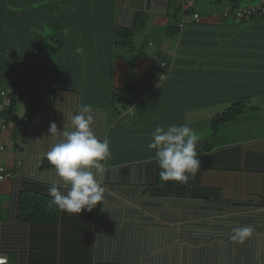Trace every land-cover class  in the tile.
Instances as JSON below:
<instances>
[{"label":"crops","instance_id":"obj_1","mask_svg":"<svg viewBox=\"0 0 264 264\" xmlns=\"http://www.w3.org/2000/svg\"><path fill=\"white\" fill-rule=\"evenodd\" d=\"M250 4L264 0H92L88 9L85 4L76 11L71 36L85 58L69 59L70 69L60 79L73 78L77 91L48 94L28 126L21 122L22 108L16 111L9 150L0 154L8 173L0 182V256L7 257L6 264H31L39 252L35 234L50 233L19 219L20 194L59 181L45 165L46 153L82 104L92 106L94 131L110 140L112 153L105 162L104 203L92 210L94 243L125 237L161 244L145 256L147 264H192L197 258L204 264H264V14L221 16L231 5ZM184 6L194 8L200 20L187 21L171 34L176 9L180 20ZM138 15H144L139 30L155 46L153 52L143 45L118 48L100 67L95 52L101 44L112 45L115 27H133ZM159 54L172 62L167 77L112 103L111 88L144 76ZM101 78L109 84L103 91ZM242 98L248 112L240 115L246 120L234 118L214 130L211 118ZM52 122L58 127L55 135L49 132ZM171 124H188L200 137V171L188 184L161 180L155 151L148 148L155 127ZM0 140L3 145V134ZM247 225L252 235L243 244L233 243L232 228Z\"/></svg>","mask_w":264,"mask_h":264},{"label":"trees","instance_id":"obj_2","mask_svg":"<svg viewBox=\"0 0 264 264\" xmlns=\"http://www.w3.org/2000/svg\"><path fill=\"white\" fill-rule=\"evenodd\" d=\"M85 4L86 9H88L92 4V0H0V81L9 80V78L17 81L21 76L23 77L22 82H18L20 85H14L8 93L5 90L6 94L0 98V102L4 100L3 104H5L3 108H0V139L3 129L7 128L9 120L20 108L23 112L21 122L28 126L33 116L40 111L48 94L60 93L62 90L77 91L75 89L77 88L76 83L73 82L74 79L72 78L76 76L73 74L77 70L75 67L70 74L73 80L68 78L66 82L61 81L60 78L61 73H66L70 69L68 68L69 59L74 57L82 59L84 57L75 52L73 46L75 41L71 34L77 22L75 13ZM232 7L234 5L224 9L221 16L229 19L241 18V16L229 17L224 15V12ZM176 10L178 12L180 7ZM177 12L174 14L175 23L170 28L171 34L174 30L178 32L177 29L180 28V20L176 19ZM194 12H196L194 8L188 6L186 13L192 15ZM254 16L257 15L242 18L246 19ZM143 18L144 15H138V19L131 28H114V35L111 38L113 40L112 45H109L111 43L101 44L100 50L95 52L100 67L116 54V49L135 47L134 36L144 24ZM103 24H105V21ZM47 27L51 29L48 31L46 30ZM97 30H100V28ZM64 55L69 57L65 58L67 63L62 61ZM162 60H170V57H161V54H159L154 59L150 71L144 76L122 87L113 86L111 88V102H124L126 96L139 91L143 85L152 80H160L159 76L164 72V68L161 67ZM75 62L77 61L75 60ZM33 70L36 73H33ZM31 71L33 76L29 79L26 76ZM43 76L50 77L47 82H44L45 84L43 81L39 82V79ZM94 80L92 78V81ZM90 82L84 81L82 83L89 85ZM99 84L102 91L103 88L109 86L105 80H102ZM106 91L107 89L100 92V97L102 93L106 95ZM245 107L246 99L242 98L235 101L222 113H218L211 118L212 128L218 130L221 124L242 114ZM1 142L2 140H0V154ZM45 165L46 167H52L47 158L45 159ZM0 168L1 172L6 174L1 162ZM49 187H43L41 190H23L20 194L19 219L27 223H33L34 226L37 225L45 231H50L43 238L35 234L34 238L38 241L39 252L32 259L31 264H147L142 263L137 255L143 254V252L147 254V252L154 251L157 246L161 245L139 242V238L122 237L118 238L119 242L112 243L114 249L111 250V255L107 256L108 259L101 258L99 254L101 244L94 243L93 238L95 235L96 213L84 210L80 214H69L61 212L55 207L50 208L48 206L51 199L48 193ZM72 230L76 231L80 238H75ZM58 240L60 242H57ZM125 240L127 242H124ZM191 263L204 264L199 258L191 260ZM213 264L253 263L249 260L239 262L221 260Z\"/></svg>","mask_w":264,"mask_h":264},{"label":"clouds","instance_id":"obj_3","mask_svg":"<svg viewBox=\"0 0 264 264\" xmlns=\"http://www.w3.org/2000/svg\"><path fill=\"white\" fill-rule=\"evenodd\" d=\"M97 118L91 105L82 104L70 115V126H65L59 139L47 151L46 157L59 181L48 189V206L61 212L80 214L91 212L99 203H104L105 189L102 186L105 162L111 158L110 140L101 138L94 128ZM58 131L52 122L51 135ZM196 131L188 124L157 125L148 144L155 151L161 180L188 184L200 171L201 161ZM67 188V191L62 189ZM251 225L234 226L230 240L243 244L253 233ZM0 264H6L0 258Z\"/></svg>","mask_w":264,"mask_h":264},{"label":"rangeland","instance_id":"obj_4","mask_svg":"<svg viewBox=\"0 0 264 264\" xmlns=\"http://www.w3.org/2000/svg\"><path fill=\"white\" fill-rule=\"evenodd\" d=\"M253 1H257V0H253ZM51 28L49 27V29H48V27L46 28V30H50ZM143 31L142 30H139V31H137V34H135V45L138 47V48H140L141 47V45H143V48H144V50L145 51H149L150 50V53H152L153 52V49H155V46H150V45H148L147 44V42L145 41V37H143ZM75 49V48H74ZM75 52H76V50H75ZM63 63H67V60H65V58L67 59V58H69L68 57V55H64L63 57ZM61 58V59H62ZM33 73H36V71L35 70H33ZM52 74V73H51ZM6 76V75H5ZM5 76H4V78H5ZM32 71H31V73L29 74V75H27L26 77L27 78H32ZM7 78V77H6ZM22 76H21V78L20 79H18L17 81L16 80H13V79H10L9 78V80L8 79H5L4 81H0V98H1V96H4L5 94H3L2 95V90H6V92L8 93L9 92V90L11 89V87L13 88L14 87V85H20V83H18V82H22ZM48 78H50L49 76H43L42 78H40L39 79V82L40 81H43V83L44 82H47V79ZM45 84V83H44ZM136 93H134V95H135ZM134 95H132V96H134ZM3 98V97H2ZM1 100V99H0ZM3 101L4 100H2V102H0V105H2L3 107H4V105L5 104H3ZM252 103H255L254 101H252ZM246 112H248V109H246V111H245V113L244 114H246ZM234 119V118H233ZM242 119H245L246 120V116H242V115H238V116H236L235 117V120H234V122H239V121H243ZM254 119L256 120L257 119V117L255 116L254 117ZM232 120V119H231ZM16 118H15V116H12L11 117V119L9 120V122H8V125H7V128H5V129H3V131H2V134L4 135V140H3V145H2V149H1V154L6 150V152H7V150H9L8 149V147H7V145H10L11 144V142H8L9 141V136H10V134H11V131L13 132L14 131V129H15V125H16ZM160 246H162V245H160ZM160 246H157V249H156V251L157 250H159V247ZM114 249V244H101L100 246H99V254H100V256H101V258H103V259H105V260H107L108 258H107V256H109V254L111 253V250H113ZM158 252V251H157ZM148 253H151V252H147V254ZM146 254V252H143V254L141 253V254H138L137 255V257L139 258V259H141V262L142 263H147V259L148 258H146L145 256L147 255ZM157 254H159V253H155V254H153V255H157ZM111 255V254H110ZM152 255V256H153ZM103 256V257H102ZM149 257H151V256H149ZM157 261H152L151 263H155V264H158V263H156ZM158 262H160V261H158Z\"/></svg>","mask_w":264,"mask_h":264},{"label":"built area","instance_id":"obj_5","mask_svg":"<svg viewBox=\"0 0 264 264\" xmlns=\"http://www.w3.org/2000/svg\"><path fill=\"white\" fill-rule=\"evenodd\" d=\"M188 9V6H184L183 8V17L180 19L179 27L183 28L184 23L187 21H199L200 20V14L198 12H194L192 15H189L186 13V10ZM264 13V4H250V5H244V6H234L230 8V10H227L224 12V15L226 16H241V17H248L250 15H261ZM161 67L164 68V72H162L159 76L160 80H163L167 77V74L171 70L172 62L170 60H162ZM2 95L5 94V91L1 92ZM0 108H3L2 105H0ZM8 177V173L1 172L0 168V182ZM0 258H3L7 262L6 256H0Z\"/></svg>","mask_w":264,"mask_h":264}]
</instances>
